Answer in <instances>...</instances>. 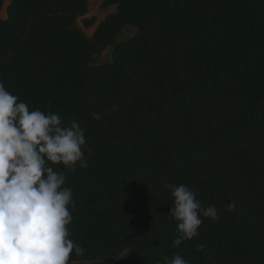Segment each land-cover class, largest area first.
I'll return each instance as SVG.
<instances>
[{
	"label": "trees",
	"instance_id": "trees-1",
	"mask_svg": "<svg viewBox=\"0 0 264 264\" xmlns=\"http://www.w3.org/2000/svg\"><path fill=\"white\" fill-rule=\"evenodd\" d=\"M90 1L13 0L0 19V82L86 129L69 264H264V0H104L89 38ZM168 184L220 216L175 248Z\"/></svg>",
	"mask_w": 264,
	"mask_h": 264
},
{
	"label": "clouds",
	"instance_id": "clouds-1",
	"mask_svg": "<svg viewBox=\"0 0 264 264\" xmlns=\"http://www.w3.org/2000/svg\"><path fill=\"white\" fill-rule=\"evenodd\" d=\"M85 132L74 118L65 123L58 113L30 110L0 82V264H69L73 252L83 255L70 238L76 203L66 172L88 167ZM166 187L173 198L169 216L177 223L174 248L197 237L204 218L219 221L216 207H205L188 186ZM127 254L125 249L122 256ZM157 264L189 261L177 254Z\"/></svg>",
	"mask_w": 264,
	"mask_h": 264
},
{
	"label": "rangeland",
	"instance_id": "rangeland-1",
	"mask_svg": "<svg viewBox=\"0 0 264 264\" xmlns=\"http://www.w3.org/2000/svg\"><path fill=\"white\" fill-rule=\"evenodd\" d=\"M104 0H91L89 4V12L87 15L83 17H79L74 25L76 30L83 31L89 38L93 37L99 25L105 20V18L114 13L117 9L116 6H112L109 8L103 7ZM94 19L95 23L91 27H86L85 20ZM134 30L127 29L122 34L121 39L129 38L133 35ZM112 61V53L108 51L107 53L101 55L100 57L96 58V63H106Z\"/></svg>",
	"mask_w": 264,
	"mask_h": 264
},
{
	"label": "water",
	"instance_id": "water-1",
	"mask_svg": "<svg viewBox=\"0 0 264 264\" xmlns=\"http://www.w3.org/2000/svg\"><path fill=\"white\" fill-rule=\"evenodd\" d=\"M13 0H0V19L7 20L9 18V8Z\"/></svg>",
	"mask_w": 264,
	"mask_h": 264
}]
</instances>
